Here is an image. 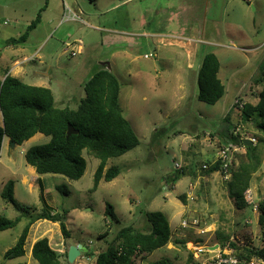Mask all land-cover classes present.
Instances as JSON below:
<instances>
[{"label":"rangeland","instance_id":"374dc122","mask_svg":"<svg viewBox=\"0 0 264 264\" xmlns=\"http://www.w3.org/2000/svg\"><path fill=\"white\" fill-rule=\"evenodd\" d=\"M76 1L81 14H78L72 0H65V12H68L67 8L71 9L83 21L88 20L87 13H97L96 17L102 25L126 32L168 33L178 32L180 27L186 37L190 36L189 30L195 26L193 36L196 41L183 40L179 50L176 45L159 43L155 38L119 34L111 39V34L108 38V34L102 33L105 36L102 44L101 35L79 23L81 21L65 20L69 22L64 21L58 32H53L54 37L44 48L45 63L39 65L35 58L26 62L25 67L51 66V88L56 107L76 109L85 96L83 85L100 60L110 62L112 73L120 83L123 116L135 132L139 145L123 156L109 159L105 170L116 166L120 174L110 182L101 180L95 189L94 174L99 160L87 149L82 151L86 169L79 180H69L62 175L43 176L45 202L37 195H29L18 178L17 181L9 179L7 182L17 186L18 198L28 202L23 206L28 207L30 213L42 210L60 214L66 212L62 221L69 234L66 246L79 244L92 253L91 256L83 253L73 264H94L96 255L108 246L122 227L131 226L146 231L149 224L145 214L148 212L159 211L166 218L170 213L180 212L171 223L172 231L181 220L190 221L193 218L188 212L199 219L198 228L206 229L207 233H212L209 231L214 225H220L224 235L240 233L245 228V218L255 229V215L251 207L232 198L228 192L227 183L231 180L225 182L217 173L206 175L201 171L203 162L209 158L212 160L214 155L209 157L200 152L202 149L206 152L217 150L225 140L223 133L227 128L228 133L238 129L240 133L257 139L255 150L260 163L257 170L264 174V132L255 130L251 123L237 124L239 113L233 107L237 99L255 104L261 90L254 81L259 76V64L264 59V0H131L129 4L115 9L112 6L121 0ZM47 2L0 0V53L4 51L7 40L20 37L38 13L43 15L46 10L41 6ZM51 2L57 5L63 0ZM110 7L112 9L106 13L105 10ZM140 22H144L143 29ZM75 40L82 41L83 50L71 57L65 43ZM19 45V48L25 46L22 55L27 56L33 53L36 46L33 40ZM208 53L218 59L219 78L225 86L223 97L214 105L197 100V82L194 83L196 62ZM184 54L192 58L189 63L194 68L192 71L186 67ZM145 55L151 57L145 59ZM178 67L182 70L177 71ZM180 73H183L181 79ZM181 83L184 84L183 90L179 87ZM227 114L229 123L224 121ZM234 125L237 127L234 128ZM47 142L49 137L38 134L17 146L13 152L15 163H18L15 167L25 168V152ZM246 156V148L236 153V171H239L240 163L246 161ZM175 163L180 165L179 170L184 175L174 184L170 177L176 173ZM3 177L0 173V182H4ZM6 183H0V216L13 219L19 212L2 197ZM192 186L197 188L190 200L187 193L191 192ZM108 205L113 208L119 224L106 213ZM27 220L23 218L22 223L14 228L0 232V264H38L29 256V242L23 257L7 259L4 256L5 250L16 244L14 239L22 232ZM181 230L186 233H172V245L169 243L155 250L145 259L137 258L136 264H153L163 259L172 264H196L190 251L193 250L191 244H176L181 239L175 236L182 234L184 241H194L193 229ZM102 235L104 237L100 238ZM214 241L213 236L200 244L210 246ZM57 249L60 247H54L55 251ZM56 252L61 255V263L67 264V250Z\"/></svg>","mask_w":264,"mask_h":264},{"label":"trees","instance_id":"16d2710c","mask_svg":"<svg viewBox=\"0 0 264 264\" xmlns=\"http://www.w3.org/2000/svg\"><path fill=\"white\" fill-rule=\"evenodd\" d=\"M39 20L38 13L27 31L17 39H10L8 43L14 45L24 42L28 32ZM219 71L220 64L216 56L212 53L205 54L197 71L196 98L198 101L214 105L223 97L225 86L219 78ZM254 83L261 87L257 102L244 103L242 108L238 103H234L233 107L239 113L237 124L251 123L255 130L264 132V59L259 64V76ZM83 90L85 96L76 109L58 108L50 89L30 86L17 78L6 76L2 82L0 81V112L3 121L0 127V150L5 136L11 143L20 146L36 134H42L49 137V142L33 146L24 154L26 163L33 167L37 174L62 175L69 180L77 181L84 175L86 169L82 151L87 149L99 160L94 174V189L101 180L105 182L114 180L120 174V170L116 166L105 170L107 161L123 156L139 145L135 132L122 113L120 83L108 69L107 64H102L84 83ZM224 121L230 122L228 114ZM68 125L77 130L78 134L66 138ZM236 125L234 128L237 127ZM234 130L228 133L227 128V131L223 133L225 139L223 142L239 143V134L235 135ZM256 146L257 144L245 146L247 159L240 163L239 171H236L232 180L227 183L230 196L244 204L246 203L243 193L248 187L251 174L260 166ZM175 172L170 177L172 183H176L184 175L182 170H175ZM202 172L206 175L218 172V164L210 165ZM2 197L7 204L12 205L19 212V215L14 219L0 217V232L14 228L23 218L28 219V224L14 247L5 253V258L15 259L25 255L29 227L38 220L59 222L62 235L64 238L69 237L66 226L62 222L66 212L50 215L48 211L43 210L39 214L31 215L28 207H24L14 199L11 181L5 184ZM39 198L44 201L42 190ZM106 213L116 224H119L110 205L107 206ZM145 218L149 224L146 231H139L131 226L120 228L108 246L96 255L94 264H115V262L136 264L137 258L145 259L155 250L165 247L171 239L167 218L159 211L148 212ZM263 220L264 215L260 218L261 224ZM103 237L104 235L100 236V238ZM84 255L91 256L92 253L87 250ZM31 256L38 264H62L61 255L50 247L46 238L33 244ZM238 256L247 259L257 256L264 260V250L244 249ZM65 258L67 263V254ZM153 264L172 263L163 259Z\"/></svg>","mask_w":264,"mask_h":264},{"label":"crops","instance_id":"0c3cea01","mask_svg":"<svg viewBox=\"0 0 264 264\" xmlns=\"http://www.w3.org/2000/svg\"><path fill=\"white\" fill-rule=\"evenodd\" d=\"M130 1L131 0H121V2L119 4H115L112 7H114L113 9H115L117 6L129 4ZM132 1H136V0H132ZM72 3L74 5H76L75 7L78 9V14H81L82 10L79 7L77 1L72 0ZM64 4H65V0H63L62 4L58 3L57 5H52L51 0H48L47 4L46 3L42 4L41 7H44L43 10L45 9L46 11L42 12L43 15L40 14L39 22L36 24V26L33 29H31L28 32L27 39L24 42H22V43H26V42H30V40H33L34 45H36L33 53L30 56L22 55V53L25 52V46L22 48L18 47V45L22 44V43H17V44L12 45V44L8 43L10 39L7 40V42L5 41L6 46L3 49L4 51L0 53V66L2 67L1 68L2 74L0 76L1 82L5 79L6 76H11V77L19 79L22 82L28 81L27 83L24 82L27 85L35 86V87L48 88L52 92L51 80L53 79V76L50 73L51 66H48L47 68L46 67L41 68V67L36 66V68H34V69H28L27 67H25V63L29 62V61H33L35 58L38 59L39 65H43L45 63V61L43 60L45 57V55H43L44 48L47 45L48 41L54 37L53 32H55V31L58 32V30L60 29V27L62 26V24L64 23L65 20H70L72 22L81 21L79 23H83V24L87 25L94 32L101 35V43L102 44H104V37H105L102 35V33L108 34L107 35L108 38H109V34H111V39H112V37L119 35V34H121V35L130 34L133 36H135V35L136 36H145L146 38H155V39H157V42H159V43H163V44L172 43V45L174 44L178 48L180 47V45H182L184 43L183 40H188L191 42L196 41L195 37L193 36L194 30L196 28L195 26L193 28H191V30H189L190 36H188V37L184 36V34L181 33L182 30H180V27L177 30L178 32L171 31L168 33H149V32H145V31L144 32H135V33L134 32H126L123 29H119L116 27L112 28L109 26L102 25L100 20L97 19V17H96L97 13H90V14L87 13L86 16H87L88 20L83 21L71 9L67 8L68 12L66 13L65 8H64ZM112 7L106 9L105 12L108 13L109 9H112ZM40 13H41V11H40ZM72 18H75V19L72 20ZM77 20H79V21H77ZM65 22H69V21H65ZM140 27L142 29L145 27L144 22H140ZM26 31H27V29H26ZM164 40H165V43H164ZM76 41H78V40L72 41L70 43L74 44V47H75L74 50L76 52V55H78L83 50L82 49L83 44L75 46ZM63 42H65V41H63ZM66 44H67V42L65 43V45ZM106 45L112 46L110 44H106ZM179 50H180V48H179ZM69 54L71 56V51H69ZM21 55H22V57H21ZM178 56L181 59V54ZM183 56H185L184 57L185 62H187V66H186L187 69L192 71L194 68L192 67V65H189L192 58L188 54L187 55L184 54ZM165 61H169V60H165ZM201 61H202V59H200L196 62L197 63V65H196L197 71L200 67ZM102 64H107L108 69L110 71H112V67L110 65V62H108L106 60H104V61L100 60L96 69L99 66H101ZM96 69H94V71ZM179 70H182V69L178 67L177 71H179ZM94 71L90 74V76L94 73ZM197 71L196 70L193 71V73L196 72L195 73L196 76H197ZM156 73L158 74L157 71H156ZM176 73H179V72H176ZM182 74L183 73H180V79L183 76ZM196 76H195V80H194L195 84H196V80H197ZM183 86H184L183 83H181L179 85V87L182 88V90L184 88ZM2 125H3V121H2V115L0 112V127ZM37 135L38 134H36V136ZM16 147H17V145H15V144L12 145V143L10 142L8 137L5 136L3 138L2 146H1V150H0V166H1L0 167L1 168L0 173H2L5 177L2 178V179H4V182H0V183L4 184L9 179H14L15 181H17L16 178H18L19 184H21V186H23V188H25L24 190L28 191L29 195H37V197H39L41 190H42L43 195H44V192H45L44 180L45 179L43 178V176H46L49 174L39 175L36 173L35 169L33 167L29 166L28 164L23 169L19 166L15 167V165L16 166L18 165V163H15L16 160L13 156V152L16 149ZM205 152H206V150L202 149L200 154L208 155L209 157H211V155H214V157L212 156L213 157L212 160H211V158H209V160L203 162V164L211 165L215 159V155H216L217 150H213L212 152H209V151L206 153ZM214 152H215V154H213ZM237 164H238V162L235 160L234 167L237 166ZM202 165H201V167H202ZM234 167L232 169V174H231L230 180H232L233 174L236 172ZM201 171H202V168H201ZM215 173L219 174L218 172H215ZM51 175H53V174H51ZM212 175H214V174L212 173ZM251 175H252V177L249 180V184H248L247 188L252 189L256 194H259L260 189H261V182L264 178V174H263V172L260 173L258 170H256ZM172 187L174 188V185ZM195 188H197V187L192 186V188L190 190L191 192L187 193V197L189 194H191V196H193V192L195 191ZM17 194H18L17 186L15 184H13L14 199L21 205H25L28 203V202H25V200H23V199H19ZM48 212L50 213V215L59 214V212H57V211H51L50 210ZM39 213H41V212L31 211V215H36ZM188 213H190V215H192V217H193L192 219L197 218L194 216L193 213H191V212H188ZM253 214L255 215V219H254L255 224H256L255 229H252L250 227L251 221L248 218L244 219L243 223H244L245 228L243 227V229L240 233H237V232L226 233L228 235H224L221 233L222 229H220L221 228L220 225L219 226L214 225L212 231H209L212 233H207L206 229H200L198 227H191V229H193L194 241H186V240L184 241V235L176 234L175 236L177 238L181 239V241H176V244H179V243L191 244L193 250L190 249V251H191V253H193V256H194V252L197 248H204L207 250L208 249L213 250L214 254H218V253H221L224 255L230 254V255L237 256L238 258H240L242 260H248L245 257H239L238 254L243 252L244 249H249V250H258L260 248L262 249V239H263V234H264V220H263V224L260 223V218L262 215H264V213L260 212L259 214H255V213H253ZM179 215H180V212L176 211L174 213H170L168 218H167V221L169 223V227L171 230V238H172V233H186L183 230H181L183 228L180 227V224L178 226H176L173 231L171 229V223ZM17 216L18 215H16L14 218H16ZM21 221L19 223H22ZM27 223H28V220L26 221V225H27ZM25 226L23 227V229L25 228ZM218 230H220V232H218ZM21 233H19L17 235V237L14 239L15 242H17ZM213 236H214L215 241H214V243H212V245L207 246L206 244H203V245L200 244V243H203V242H201L202 240L203 241L210 240ZM43 238H46L48 240V243L53 250H54V247H60V249L56 250L58 252H61L63 250L65 251L69 247V246H66L65 240L67 238H64V236L62 235L59 222H51L48 220H38V221L34 222L29 227V231H28V235H27V239H26V245L29 242V256H31V249H32L33 244L36 241L43 239ZM174 239H176V238H174ZM170 241H171V239H170ZM26 245H25V253H26ZM170 245H172V244L170 243ZM173 248L177 249L175 246H173ZM7 251L5 250L4 254ZM194 259L196 261V264H198V260L195 258V256H194Z\"/></svg>","mask_w":264,"mask_h":264},{"label":"built area","instance_id":"2783aa9c","mask_svg":"<svg viewBox=\"0 0 264 264\" xmlns=\"http://www.w3.org/2000/svg\"><path fill=\"white\" fill-rule=\"evenodd\" d=\"M75 18H72L74 20ZM82 42L80 40L76 41L75 46L81 45ZM68 50L71 51V56H75V47L74 44L69 43L66 44ZM151 55H145L144 58H149ZM239 104V107L242 108L244 105L239 99L235 101ZM235 135L239 134V143L234 142H223L219 145L215 159L213 164H218V173L221 179L225 182H228L231 179L232 169L235 164V155L239 151L245 149V142H250L251 145L257 144V139L253 136H247L243 133H240L237 129L234 132ZM210 167L208 164L202 165V170H207ZM175 170L181 169L180 165L174 164ZM243 198L245 203L251 207V210L255 214H259L260 212L264 213V180L261 182V189L259 194H256L252 189L247 188L243 193ZM188 199L192 200L193 197L191 194L188 195ZM200 221L197 218L191 219L190 221L182 220L180 223V227L183 229L191 228V227H199ZM262 250H264V234L262 239ZM195 258L198 260V264H264V260L254 256L248 260H242L237 256L230 254H214V251L211 249L197 248L194 252ZM115 264H124L120 262H115Z\"/></svg>","mask_w":264,"mask_h":264},{"label":"water","instance_id":"95a60500","mask_svg":"<svg viewBox=\"0 0 264 264\" xmlns=\"http://www.w3.org/2000/svg\"><path fill=\"white\" fill-rule=\"evenodd\" d=\"M78 134V131L75 130L71 125H68L66 138L71 135ZM14 145V143H12ZM246 146H251L250 142H245ZM87 252V248L82 245H73L69 246L67 249V261L69 264H73L83 253Z\"/></svg>","mask_w":264,"mask_h":264},{"label":"bare ground","instance_id":"6f19581e","mask_svg":"<svg viewBox=\"0 0 264 264\" xmlns=\"http://www.w3.org/2000/svg\"><path fill=\"white\" fill-rule=\"evenodd\" d=\"M178 39H179V38H178ZM164 43H165V40H164ZM179 43H180V42H179ZM189 43H190V42H189ZM165 44H166V43H165ZM182 46H183V45H182ZM186 47H187V46H186ZM188 50H189V49H188ZM188 50H187V51H188Z\"/></svg>","mask_w":264,"mask_h":264}]
</instances>
